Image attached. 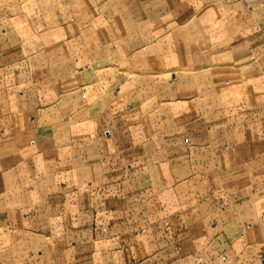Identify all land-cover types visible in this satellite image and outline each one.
I'll list each match as a JSON object with an SVG mask.
<instances>
[{"label": "crops", "instance_id": "1", "mask_svg": "<svg viewBox=\"0 0 264 264\" xmlns=\"http://www.w3.org/2000/svg\"><path fill=\"white\" fill-rule=\"evenodd\" d=\"M95 9L4 65L0 264H264V0Z\"/></svg>", "mask_w": 264, "mask_h": 264}, {"label": "rangeland", "instance_id": "2", "mask_svg": "<svg viewBox=\"0 0 264 264\" xmlns=\"http://www.w3.org/2000/svg\"><path fill=\"white\" fill-rule=\"evenodd\" d=\"M13 1L21 5L27 0H0V23L4 20L8 22L5 25H8L7 32L0 34V37H4L0 46L8 51L5 59L9 61V64H5L4 54L0 53V88L4 81V65H14L13 71L27 70L24 66H28L32 55L52 45L72 39L80 40L87 29L95 30L97 27V0H55L57 5H50L51 0H32L21 9ZM181 11L177 8L173 13ZM124 77L122 75V79Z\"/></svg>", "mask_w": 264, "mask_h": 264}]
</instances>
